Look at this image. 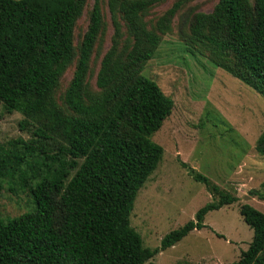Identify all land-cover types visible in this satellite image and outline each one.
<instances>
[{
    "label": "trees",
    "instance_id": "1",
    "mask_svg": "<svg viewBox=\"0 0 264 264\" xmlns=\"http://www.w3.org/2000/svg\"><path fill=\"white\" fill-rule=\"evenodd\" d=\"M100 1L93 0L75 48L73 28L87 0H0V105L21 115L18 128L30 133L28 141L0 146V181L16 175L33 206L0 219V264H145L202 229L206 213L237 201L193 174L215 198L156 248L142 246L129 214L161 159L150 137L173 104L140 73L180 2L147 27L146 12L163 0H106L112 35L92 92L87 75L104 26ZM182 41L264 99V0H217L209 13L191 16ZM72 64L60 106L54 94ZM254 150L264 159V129ZM238 214L251 239L231 264H264V215L247 204Z\"/></svg>",
    "mask_w": 264,
    "mask_h": 264
},
{
    "label": "rangeland",
    "instance_id": "2",
    "mask_svg": "<svg viewBox=\"0 0 264 264\" xmlns=\"http://www.w3.org/2000/svg\"><path fill=\"white\" fill-rule=\"evenodd\" d=\"M180 6L170 30L160 37L141 75L153 81L172 101V110L150 141L162 149L155 170L137 191L129 214V226L143 247L154 249L169 231L193 219L194 213L212 199L205 187L192 180L205 177L220 191L237 201L205 214L204 227L189 232L172 247L158 252L145 264H231L251 239L238 208L247 204L264 215V159L254 143L264 129V99L213 65L204 55L183 44L190 18L209 13L217 0H163L146 12L150 27L172 3ZM93 0H87L73 28L76 48L88 23ZM103 30L91 56L87 84L92 92L99 60L110 44L112 28L106 0L100 1ZM73 72V64L62 75L54 94L62 106V95ZM18 113L7 114L0 105V146L28 141L21 131ZM29 177V174H27ZM33 210L29 194L20 188L16 175L0 181V219L7 221Z\"/></svg>",
    "mask_w": 264,
    "mask_h": 264
}]
</instances>
